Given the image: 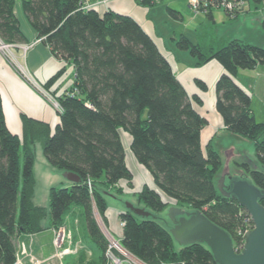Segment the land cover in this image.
I'll use <instances>...</instances> for the list:
<instances>
[{"label":"trees","instance_id":"obj_1","mask_svg":"<svg viewBox=\"0 0 264 264\" xmlns=\"http://www.w3.org/2000/svg\"><path fill=\"white\" fill-rule=\"evenodd\" d=\"M79 1H21L37 38L54 57L73 67V82L59 95L50 92L51 84L66 70L63 67L42 86L61 108L53 132L46 123L22 114V135L11 133L0 95V264L16 260L19 234L40 233L47 217L49 227L57 229L73 206L81 208L88 236L99 249L96 258L80 252L78 263L105 264L107 242L94 210L107 225L106 197L120 199V180L133 188L121 132L130 137V153L155 186L144 184L132 193L137 204L162 212L168 206L163 194L177 207L202 212L233 241L247 212L217 189L223 160L210 141L204 150L201 146L207 121L194 108L201 105L200 98L188 96L154 41L132 18L110 10L102 14L81 10ZM136 1L154 5L151 0ZM252 2L264 5V0ZM0 39L10 44L25 41L14 15V0H0ZM176 46L197 58L196 67L216 60L225 69L215 83V109L230 134L252 143L259 167L243 161L232 164L264 191V122L255 120L250 96L233 80L239 69L264 66V47L238 39L194 44L185 36ZM195 84L206 90L201 81ZM36 144L50 166L80 179L69 186L51 187L47 208L33 202ZM259 202L264 206V198ZM119 219L124 223L121 246L146 264H217L204 243L179 247L156 219L139 218L128 210Z\"/></svg>","mask_w":264,"mask_h":264},{"label":"crops","instance_id":"obj_2","mask_svg":"<svg viewBox=\"0 0 264 264\" xmlns=\"http://www.w3.org/2000/svg\"><path fill=\"white\" fill-rule=\"evenodd\" d=\"M21 1L14 0V15L19 22V29L25 41H16L11 44L32 43L33 47L26 52L24 59L21 58V52L17 48H14L12 52L24 66L28 76L41 89H43L42 86L51 77L65 67L66 70L49 88L50 92L59 95L72 84L73 67L66 66L65 62L54 57L48 46L42 42V39L37 38L36 32L31 28L26 15L22 11ZM246 1L245 11L239 14L236 19H230L224 12L220 14V12H215L214 10H211L208 14H201V16L197 14L194 16L185 3L183 4L179 0H166V12L158 13L161 16L163 27L172 25L161 32L157 30V25L152 18V13H157L154 12L157 7L154 9L148 8L140 5L136 0H110L107 5L101 7L98 11L102 14L106 10H110L117 14L128 16L151 37L160 53L171 65L173 73L188 96L200 98L201 105L194 104V108L207 121V125L202 129L200 135L201 146L205 148L210 141L213 149L218 153H220V148L222 147L221 140L223 138L229 137L234 140L250 143L246 139L230 134L215 109V83L226 71L216 60H211L199 67L194 66L197 58L192 57L188 50L179 49L176 46V42L180 36L187 37L194 44L204 43L212 45H216L222 41L238 39L264 47V31L262 29V22L264 21L262 11L264 9L260 14H256L258 5L254 4L252 0ZM168 9L174 10L177 13L176 16L169 13ZM176 23L180 26L176 27ZM196 80L205 84V91L197 87L195 84ZM233 80L250 96V107L254 118V108H257L254 101L261 106V111L264 113V66L257 64L252 69H239ZM0 95L6 126L15 135H22V123L20 119L22 114L46 123L49 125L51 132H53L55 126L59 123V115L48 98L36 86L31 85L30 82L22 78L2 54H0ZM255 120L259 119L255 118ZM130 141L131 139L128 136V146L130 145ZM40 172L42 175H45V178L42 180L41 191L43 194L44 192L46 193L48 202L47 205L38 204L35 201V189L33 202L37 206L47 208L49 189L59 185L69 186L71 183L66 179V172H60V170L53 168L47 162L42 163ZM141 181L143 182V180ZM121 182L126 183L124 180H120L118 183L120 184ZM137 184V186L133 185L134 187L129 191L133 193L139 192L144 183L141 185L140 183ZM107 203L106 216L108 227L116 239L121 238L122 228L119 227L120 219L119 213H117L120 211V208L114 206L108 200ZM81 215V208L73 206L72 210L64 218V225L72 230L74 241L80 240L82 242L81 234L77 230V225H80ZM43 225L45 229L40 233L34 235L19 234L15 239V244L17 242L25 244L27 252L39 259L45 258L53 250V229L49 227L48 217L43 220ZM92 257H94L93 254ZM76 260L78 262V257ZM25 262L29 264L27 261Z\"/></svg>","mask_w":264,"mask_h":264},{"label":"water","instance_id":"obj_3","mask_svg":"<svg viewBox=\"0 0 264 264\" xmlns=\"http://www.w3.org/2000/svg\"><path fill=\"white\" fill-rule=\"evenodd\" d=\"M262 15L264 17V10ZM221 145L220 156L224 162L223 169L216 180L217 189L224 197L235 199L253 222V228L244 234L241 252L236 253L231 236L208 220L200 211H190L173 205L169 206L167 214L161 217L144 207L135 206L122 199L116 200L126 206V210L133 215L144 219H156L168 226L170 235L179 247L204 243L217 264H264V206L259 202L264 198V191L257 188L247 175L240 176L238 170L231 166V159H233L237 162H249L254 167H259L252 155V143L227 137L221 140ZM228 152L230 156L226 162L224 159H227V156L224 154ZM230 169L231 173L224 171ZM261 169L264 172V166H261ZM66 179L70 183H77L80 180L79 176L73 173H67Z\"/></svg>","mask_w":264,"mask_h":264},{"label":"built area","instance_id":"obj_4","mask_svg":"<svg viewBox=\"0 0 264 264\" xmlns=\"http://www.w3.org/2000/svg\"><path fill=\"white\" fill-rule=\"evenodd\" d=\"M110 0H80L79 9L81 10H94L96 12ZM141 1V0H140ZM189 9L195 16L197 14H208L211 10L221 9L229 18H234L243 13L246 9V0H186ZM160 0H151L152 4L159 3ZM33 47V44H10L5 43L0 39V54L15 68L16 72L25 80L36 86L44 96L51 102L53 108L57 113H60L61 108L56 100H54L50 94L38 87L33 80L28 76L24 66L18 61L13 54V49L17 48L21 52V58L24 59L26 52ZM123 222L120 221L119 225L122 228ZM253 228V222L251 217L247 213V217L244 219V224L236 231L235 239L233 240V249L236 253L241 252L244 244V234ZM107 242L106 249L104 251L105 264H146L139 260L137 257L129 253L122 246H120V238L116 239L112 233L102 232ZM53 251L50 257L37 258L31 253L27 252L25 244L17 242L16 247V260L13 264H53V261L59 262L58 264H64V259L68 256H77L81 251H84L87 257H91L90 250L86 249L80 240L74 241L72 232L62 225L57 229H53Z\"/></svg>","mask_w":264,"mask_h":264},{"label":"rangeland","instance_id":"obj_5","mask_svg":"<svg viewBox=\"0 0 264 264\" xmlns=\"http://www.w3.org/2000/svg\"><path fill=\"white\" fill-rule=\"evenodd\" d=\"M179 1H181L183 4L185 3L186 6H187V1L186 0H179ZM159 3H161V4H159ZM159 3H156V4H154V5H152V6L148 7V8H153L154 9L155 7H157V8H155V11H154V12H157V13H152V18L154 19V21H155V23L157 25V30L161 32V31H163V29H167L172 24L170 26H167V27H163V24H161V16L159 15L158 12H166V9H165L166 0H160ZM257 5H258V7H257L258 11H257L256 14H260L261 11L264 9V5H262V4H257ZM214 11L215 12H220V14H223L222 12H224L221 9H214ZM200 16H201V14H200ZM175 26L176 27H179L180 25L178 23H176ZM256 96L258 97V95H256ZM254 103H255V105L257 107V108H254L255 109V118L256 119H259L257 121L264 122V113L261 111V106L257 102H255V101H254ZM121 139H122V142H123L125 151H126V164H127L128 169L130 170V172L133 175L132 187H134L133 185L137 186L138 185L137 183H140V185L142 183H144V184L146 183L148 186H150L151 188L155 189V186L153 185V181H152V178L149 175V173L141 165H139L135 161V159L133 158L132 154L129 152V146L127 144V139H128L127 134L124 133V132H121ZM35 149H36L35 150L36 152H35V160H34V165H33V174H34V178L36 180V187H35L36 195H35V201L38 204H40V205H47V202H48L47 195H46L45 192L43 194L42 191H41V188H42V180L45 178V175H42L41 172H40V169L42 168V163L43 162H47V161H46L45 157L43 156V153H42V149H41L40 144H36ZM203 150H204V148H203ZM253 153H254V150H253ZM253 153H252V155H253ZM231 161H234V160L231 159ZM231 166H232V168H234V165L233 164H231ZM19 170H20V174H21V172H22V158H20ZM141 180H143V182ZM117 187L120 188V189H122V192H123V195H119L118 198H120V199H122V200H124L126 202H130L132 204H135L136 206L139 205L140 207H142L141 204H137L136 198L132 195L133 192H130L129 191L131 189H129V187L127 186V183H125V182L124 183L121 182L120 184L118 183L117 184ZM139 188H140V186H139ZM161 197H162L163 202H165L168 205L167 208L169 206L175 205V201L174 200L166 197L163 194H161ZM106 198H107V200L110 203H113L114 206H117V207L120 208V211L121 212L120 211L117 212V213H119V215L121 213H123L124 210H126V206H124L123 204H121L116 199H113L111 196H107ZM167 208L164 211H162V212H154V213L158 214L161 217H164L167 214ZM93 215L95 217V220L97 222V225H98L101 233L102 232H108V231L111 233V230L109 229L108 224L105 225L103 223V221L101 220V218H100V216H99V214L97 213L96 210L93 213ZM161 225H163V224H161ZM163 226L166 227V228H168V226H165V225H163ZM66 227L72 232V230L68 226H66ZM77 228H78L77 229L78 232L81 234V240H82L83 246L86 249L90 250L91 254L94 255V257H92V258L98 257V255H99V249L90 240V238L88 236V233H87V230H86L85 219H84V217L82 215L80 216V225L78 224L77 225ZM102 235H103V233H102ZM175 246L178 249V246L177 245H175ZM52 254H54V251L53 250H52V252L49 255L45 256V258L50 257ZM77 257L78 256H69V257H66L63 262H64V264H79L77 262V260H76ZM58 263L59 262H57V261H53V264H58Z\"/></svg>","mask_w":264,"mask_h":264},{"label":"flooded vegetation","instance_id":"obj_6","mask_svg":"<svg viewBox=\"0 0 264 264\" xmlns=\"http://www.w3.org/2000/svg\"><path fill=\"white\" fill-rule=\"evenodd\" d=\"M225 156H227L226 158L227 159H224L226 162L228 161V159H229V156H230V153L228 152V153H226V154H224ZM224 156V157H225ZM224 162V161H223ZM223 169V168H222ZM238 171V174L240 175V176H245V175H247V174H245L242 170H239V169H237ZM225 172H227V173H231L232 172V170L230 169V170H224ZM241 171V172H240Z\"/></svg>","mask_w":264,"mask_h":264}]
</instances>
